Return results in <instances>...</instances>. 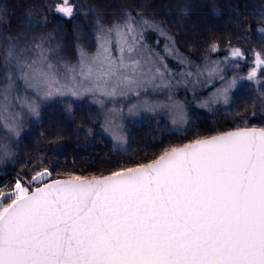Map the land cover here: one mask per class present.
I'll use <instances>...</instances> for the list:
<instances>
[{
	"label": "snow or ice",
	"instance_id": "6c2138e0",
	"mask_svg": "<svg viewBox=\"0 0 264 264\" xmlns=\"http://www.w3.org/2000/svg\"><path fill=\"white\" fill-rule=\"evenodd\" d=\"M155 2L142 0L134 9L111 13L70 0L49 6L66 20L74 14L92 19L95 50L89 51L77 30L74 62L53 33H0V163L12 161L22 132L30 121H41L42 107H53V100L66 104L65 98H87L96 107L90 118L100 120V131L117 151L128 143L126 119L163 115L176 130L189 127L193 119L188 107L174 99L180 88L193 92L197 108L211 112L218 105L236 107L239 83L256 81L264 72V51L253 50L246 75L225 74L229 60L234 61L230 67L239 68L246 59L230 41L223 60L207 55L219 51L213 41L202 63L195 64L180 50L160 8L152 7ZM6 11L0 10V24L10 26ZM109 14L110 21L105 19ZM179 14H190L187 5ZM33 15H23L27 28L47 24L46 14L40 21ZM259 19L264 22V13ZM149 32L163 38V54L148 43ZM256 32L264 44V26L258 25ZM169 57L179 72L169 68ZM209 77L220 85L206 97L196 96L202 78ZM260 110L264 112V103ZM65 115L74 118L71 105ZM243 124L196 134L182 144L162 147L148 162L120 165L107 175L66 173V178L52 179L53 171L43 161L34 171V165H25L30 175L18 173L10 191L0 186V264H86L89 222L98 215L152 241L171 264H264V126ZM87 135H92L91 128Z\"/></svg>",
	"mask_w": 264,
	"mask_h": 264
},
{
	"label": "rangeland",
	"instance_id": "374dc122",
	"mask_svg": "<svg viewBox=\"0 0 264 264\" xmlns=\"http://www.w3.org/2000/svg\"><path fill=\"white\" fill-rule=\"evenodd\" d=\"M2 5H0V10L7 9V11L4 13L5 15V21L6 22H14L16 19V12L18 10V5L15 4L13 6H9L4 0H0ZM28 4V11H31L33 15V19L40 21L42 13H45L48 17L47 24H44L43 22L39 23V26L34 29H29L26 27V25L22 22L24 13H21V18L16 21L18 23L19 27L21 29L14 30L13 27L10 28L9 26H5V24H0V28L5 27L3 29V32H6L8 35H16L20 31H26L29 32V34H35V32H40L38 35H43L45 32L53 33L56 37L57 42L62 43L64 46V52L67 58L71 59L73 62L76 59V52L74 45L76 43L74 33L79 30L83 34V38L81 42L85 44V46L89 49V51L95 50V42L93 39V35L90 31L92 27V19L91 17L85 19L84 16L80 14H74L71 20H66L63 17L61 19L65 21H71L70 25L68 24V27L63 25L61 22L53 23V11L49 10V6L54 7L57 0H25ZM216 1L217 6L215 9L219 10L221 13H225L228 15V17H234L239 18V13H243L246 15L247 13H250L247 17H252L256 22V27L258 25L264 26V22H262L259 19V14L264 13V0H212ZM71 4L79 5V6H88V5H98L101 8H104L108 12L109 5L106 3L105 0H78V2H73V0H70ZM135 8V6L130 7ZM37 9V10H36ZM167 10V9H165ZM181 8L179 7H173L169 12L170 14H164V17H161L165 20V23L170 24L171 26L177 27L175 23L180 19V13ZM42 12V13H41ZM15 13V15H13ZM109 13V12H108ZM164 13V12H163ZM162 15V14H159ZM246 17V18H247ZM248 18V19H249ZM106 20H111L112 16L106 15ZM17 25V26H18ZM193 25V26H192ZM195 26H200L198 23V20L195 22L189 23V32L187 33L189 37L184 38L182 36V42L188 41L192 45L198 47H201L199 50H196L198 54L204 53V51L208 48L209 44L208 41L203 42L200 44L199 41H196V38L194 35L197 36L199 34V30L194 29ZM183 29V28H182ZM181 29V30H182ZM175 30V29H174ZM180 30V29H179ZM181 30L179 32H181ZM47 35V33H45ZM36 35V34H35ZM246 35V34H245ZM241 36V40L245 42L246 50L242 47V50L245 52L246 59L243 61H240L239 68H235L236 74H244L246 75L248 71H250L251 66L253 65L252 60V53L253 50L258 51H264V44H261L260 38L258 37V34L254 35V37H247V36ZM246 39V40H245ZM3 41L0 43V49L3 48ZM196 43V45H195ZM232 45V44H231ZM221 46V45H220ZM235 46V45H232ZM239 47V46H235ZM240 48V47H239ZM219 51H228L227 47H219ZM218 51V52H219ZM250 55V56H249ZM234 63V61H232ZM239 70V71H238ZM3 80V74L0 73V81ZM213 81H210L207 79L201 85L205 84H211ZM197 88H201L199 85ZM205 89H208V87H205ZM207 92V91H206ZM234 95L236 97H239V102L237 103L236 107L232 108L231 110H227L223 108L222 106H217L216 109L209 112L205 109L197 108L195 107L192 102L188 104L189 106V114L192 116L193 123L187 127V128H179V130L174 129L173 127L169 128L168 118L163 115H157V116H151L147 115L145 118V114H142L141 117H136L133 119H126V132L128 135V143L123 148H121L119 151L113 146L114 142L109 137L107 133H103L100 131L99 119H93L95 120L94 123H86V121H83L81 123L80 127L77 129V132L79 135H82L85 138L86 143H89L91 145H94L95 143L99 142L100 138L105 139L111 146L114 152L118 154H124L123 156L131 155L132 158L136 157L135 153V144H137L139 139L143 136H147V138H152L154 140L161 141L164 137H170V133L178 135V136H187L190 134V128H194L193 130L195 132H198L197 129H200V125L207 123V125H211L213 123H216L215 121L220 120H228V123H231L230 120H233L237 114L238 109L245 110L247 107V104L252 103L255 101L256 108H251L248 110L247 114L243 117H240L239 121L244 122L246 120L248 126H258L262 127L264 126V112H262L261 106L262 103H264V72H261L258 75V79L256 81H242L239 83V86L237 90L235 91ZM208 95H204L206 97ZM202 97V96H201ZM69 101V103L66 104H57L54 100L51 104L53 107H42V118L39 123H33L29 122L28 127L22 132L20 140L17 142V147L15 149V154L11 162L6 163H0V186H6L4 188L5 191L11 190V185L14 183L16 175L19 173L21 175L28 173L29 175L31 172L25 168V165H28V158L26 156V159L24 158L25 154L23 152H20L21 149L25 146L27 148L26 154L29 152V150H34L35 147H38L40 145V139L38 138V135L40 130L43 129H53V126L55 125V121L61 126L63 125V121L66 120L67 116L65 115V112L71 105L72 109V120H66L67 123L74 122L73 120L76 118V116L79 115H96V107L94 105H89L87 98H84L83 100H75V98H65ZM255 111L256 115H252V112ZM85 122V124H84ZM170 122V121H169ZM66 123V125H67ZM58 125V126H59ZM172 126V125H171ZM91 128L92 129V135H87V130ZM197 128V129H195ZM35 146V147H34ZM59 148L55 151H58ZM19 153L21 159L19 158ZM29 157V156H28ZM50 168V167H49ZM51 169V168H50ZM53 178V176H52Z\"/></svg>",
	"mask_w": 264,
	"mask_h": 264
},
{
	"label": "trees",
	"instance_id": "16d2710c",
	"mask_svg": "<svg viewBox=\"0 0 264 264\" xmlns=\"http://www.w3.org/2000/svg\"><path fill=\"white\" fill-rule=\"evenodd\" d=\"M97 1V0H96ZM106 3L109 5L108 12L111 13L112 10H119L121 7H133L137 4L141 3L142 0H105ZM6 4L9 6H13L17 4L18 10L16 12V21H18L21 16V13H27L28 11V4L25 0H4ZM44 2V0H43ZM56 3L59 0L55 1ZM73 2H78V0H73ZM0 1V5H2ZM184 5H187L190 14L187 17L180 15V19L175 23L177 27L171 26L170 24L166 23L168 26L169 31L172 35L176 36L177 40L179 41L180 50L191 57L192 61L195 64H201L203 60V54H198L196 50H199L201 47L199 45H195L193 48H189L186 44H191L188 41L182 42V36L187 39L189 35V23L195 22L198 20L200 26H195L194 29L199 30V34L194 35L196 41L201 45V43L208 41L216 42L219 44V47H227V43L230 41L232 45L239 46L241 49L242 47L246 50L245 42L241 40V36L244 37H254L257 35L256 32V21L252 17H247L250 13L244 15L243 13H239L241 17L239 18H232L228 17L227 14L221 13L219 10L215 9L217 6L216 1L212 0H156L155 3L152 4L153 8H160V15L164 17L165 12L168 10L170 11L173 7L182 8ZM167 9V10H165ZM37 10V9H36ZM215 10V11H214ZM164 12V13H163ZM42 13V12H41ZM169 13V12H167ZM45 14V13H42ZM247 17V18H246ZM249 18V19H248ZM18 19V20H17ZM53 23L61 22L63 25L68 27L71 21H65L61 19V16L58 14H54L53 16ZM10 23V28L13 27L14 30H19L18 23L16 22ZM19 22V21H18ZM20 23V22H19ZM18 25V26H17ZM251 26L250 30H246V26ZM193 26V25H192ZM5 27L0 28V33L3 32ZM183 28V29H182ZM175 29V30H174ZM181 32H179L180 30ZM188 31V32H187ZM41 32V31H40ZM40 32H35L38 35ZM48 33V32H45ZM43 35H46V34ZM146 39L148 43L155 48L157 51H160L163 54L164 48V40L161 37H158L155 33L149 32L146 35ZM157 40L159 43L157 44ZM246 40V39H245ZM2 40H0L1 43ZM3 43V42H2ZM192 45V44H191ZM221 45V46H220ZM199 48V49H198ZM228 51H219L217 53H210L208 52L207 55L214 60H223ZM250 56V55H249ZM169 68H171L175 72L180 71V66L178 63L172 59L167 58L166 60ZM0 64H2V49H0ZM229 66L225 69V74L229 77L233 74H236V69L230 67L232 61L229 60ZM239 71V70H238ZM213 81L211 84L200 85L201 88H197L195 95L199 97H204V95L211 94L216 87L220 85L218 80L214 78H202V81L206 80ZM202 82V83H203ZM208 87V89H205ZM207 91V92H206ZM174 99H178L181 102H184L186 106L189 108L188 104L192 102L193 99V92L188 90L186 91L184 88L178 89ZM54 102V100L52 101ZM50 102V103H52ZM251 104V103H250ZM247 107L245 110L238 109L237 112L239 114L233 120H230L231 123H228V120H218L215 121L211 125H207V123L200 125V129H197L198 132H195L192 128H190V134L187 136H178L175 134L170 133V137H164L161 141L154 140L152 138H147V136H143L142 139L140 138L137 144H135V153L136 157L132 158L131 155L123 156L124 154H118L113 151L112 146L103 138L99 139V142L91 145L86 143L85 138L82 135H79L77 129L81 126L80 124L83 121L86 123H94L95 120L90 118V115H79L73 120L74 122L67 123L68 117L66 120L63 121V125H59L57 121H55V125L53 129H43L40 130L38 138L40 139V145L35 147L34 150H29L26 154L27 148L24 146L20 152L25 154L28 158V165L32 164L35 166V169L41 167L40 161L44 162V165L50 167L53 171V178L52 179H59V178H66V173H75L79 175H107L111 171L115 170L120 165H133L136 163L141 162H148L151 159H154L156 155L159 154L162 147H166L169 145H179L184 142H187L195 137L196 134L201 136H207L214 134L215 132H223L232 130L237 126H244L243 122H240V117H243L247 114L248 110L253 107ZM256 108V105L253 109ZM67 123V125H66ZM169 128L171 129L170 122ZM85 124V122H84ZM59 125V126H58ZM258 127V126H257ZM60 137V139H57ZM56 148L59 150L55 151ZM29 156V157H28ZM19 158L20 153H19Z\"/></svg>",
	"mask_w": 264,
	"mask_h": 264
},
{
	"label": "clouds",
	"instance_id": "9594fccd",
	"mask_svg": "<svg viewBox=\"0 0 264 264\" xmlns=\"http://www.w3.org/2000/svg\"><path fill=\"white\" fill-rule=\"evenodd\" d=\"M109 232L117 225L106 219ZM90 252L86 264H171V261L152 241L145 240L139 245H122L99 235L95 221L89 222Z\"/></svg>",
	"mask_w": 264,
	"mask_h": 264
},
{
	"label": "water",
	"instance_id": "95a60500",
	"mask_svg": "<svg viewBox=\"0 0 264 264\" xmlns=\"http://www.w3.org/2000/svg\"><path fill=\"white\" fill-rule=\"evenodd\" d=\"M107 218L109 217L106 215H98L97 219L95 220L96 230L99 235L112 239L114 243H119L122 245H139L145 240H148L139 233L131 232L118 227L114 231L109 232L106 227Z\"/></svg>",
	"mask_w": 264,
	"mask_h": 264
}]
</instances>
